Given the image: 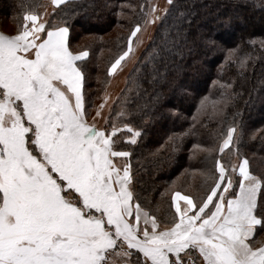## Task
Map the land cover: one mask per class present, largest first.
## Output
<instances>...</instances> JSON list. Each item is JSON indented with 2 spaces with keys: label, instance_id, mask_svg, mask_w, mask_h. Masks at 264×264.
<instances>
[{
  "label": "snow or ice",
  "instance_id": "snow-or-ice-1",
  "mask_svg": "<svg viewBox=\"0 0 264 264\" xmlns=\"http://www.w3.org/2000/svg\"><path fill=\"white\" fill-rule=\"evenodd\" d=\"M140 29L109 74L130 57ZM69 32L65 22L35 12L16 34L0 32V264H118L115 257L128 258L120 264H264V244L251 243L264 231V176L249 170L247 158L231 171L217 159L218 176L198 202L174 191L171 226L142 208L131 152L117 150L125 140L135 145L141 132L128 123L102 130L88 122L89 52L74 51ZM235 132L227 129L221 153Z\"/></svg>",
  "mask_w": 264,
  "mask_h": 264
},
{
  "label": "trees",
  "instance_id": "trees-1",
  "mask_svg": "<svg viewBox=\"0 0 264 264\" xmlns=\"http://www.w3.org/2000/svg\"><path fill=\"white\" fill-rule=\"evenodd\" d=\"M50 2L0 0V23L9 20L19 28L26 13H36ZM147 4L67 0L52 9L49 22L66 23L71 48L89 52L83 62L86 104L105 85L107 64L124 51L131 31L144 22ZM110 32L113 35L106 37ZM261 41L264 0H173L131 71L119 98L122 115L116 119L141 135L135 145L123 142L117 150L131 152L135 197L161 227L177 219L174 191L191 195L194 202L204 196L218 176L217 159L230 170L232 159L247 158L249 170L264 176ZM154 50L159 55L149 61ZM229 127L236 132L221 153ZM233 178L238 179V172ZM178 179L179 185L172 186ZM185 186L190 190L182 189ZM251 243L264 244V231L254 233Z\"/></svg>",
  "mask_w": 264,
  "mask_h": 264
},
{
  "label": "rangeland",
  "instance_id": "rangeland-1",
  "mask_svg": "<svg viewBox=\"0 0 264 264\" xmlns=\"http://www.w3.org/2000/svg\"><path fill=\"white\" fill-rule=\"evenodd\" d=\"M147 1L148 4H147L146 18L144 22L140 25L141 29L137 33V36L133 38L134 40L133 52L130 54V57L125 58V60L121 62V65L117 67L116 71L111 74H109L108 70L115 59L109 65L107 64L105 71V78H106L105 85L102 87V89L96 91L95 97L92 99L91 102L88 101L87 104L85 102V110H86L88 122L90 124L94 123L95 126L99 129L110 130L112 124L114 123L117 125H122L123 122H120L116 119L117 114H120V112L122 111L120 107L121 104L119 103L120 95L124 91L127 85L131 71L139 62L142 52L146 49V47L152 40L155 30L160 22V19L165 14V9H168L169 7L167 0H147ZM153 6H155L156 8L155 13L152 12ZM52 12L53 11L51 6L48 5V6H44L43 8H40L39 11L36 13L40 15V18L42 20L49 21ZM153 16H159L160 19H155L154 22L152 23H145L146 20L152 19ZM28 23L30 25L31 22ZM17 30L18 28L13 26V24L10 23L9 20L0 23V32L4 34L14 35L16 34ZM112 35L113 34L110 32L109 34H106V37H110ZM136 41H138V43H136ZM127 44L124 50L127 49ZM76 48L77 46H75L74 48L75 51H81L80 49L77 50ZM101 105H103V107H101ZM97 111L100 112V115H97ZM128 135H131V133H127V132L124 133V136H128ZM123 142H126V140L122 141L121 145H123ZM119 159L120 162L123 163L125 158H119ZM240 161L241 160H238L236 158L232 159L231 166L233 164H238ZM230 171H231V167H230ZM177 181L178 182L173 183L172 186L179 185L178 183L180 182V179H178ZM182 189L190 190V186L182 187ZM115 259L117 260L118 264H120V261L122 259H128V258L115 257Z\"/></svg>",
  "mask_w": 264,
  "mask_h": 264
},
{
  "label": "crops",
  "instance_id": "crops-1",
  "mask_svg": "<svg viewBox=\"0 0 264 264\" xmlns=\"http://www.w3.org/2000/svg\"><path fill=\"white\" fill-rule=\"evenodd\" d=\"M65 1H67V0H65ZM50 6H51V8L52 9H54L55 7H57V6H55V5H53L51 2H50ZM239 175V174H238ZM183 195V194H182ZM179 204L181 205V208H183V207H185V202L184 201H179ZM172 206H173V209H174V211H175V205H174V203H173V201H172ZM189 214H191V213H189ZM177 216V215H176ZM177 219H178V216H177ZM252 238V237H251Z\"/></svg>",
  "mask_w": 264,
  "mask_h": 264
}]
</instances>
